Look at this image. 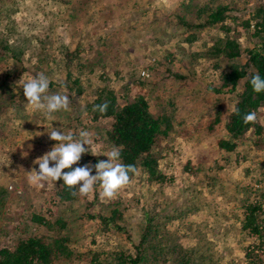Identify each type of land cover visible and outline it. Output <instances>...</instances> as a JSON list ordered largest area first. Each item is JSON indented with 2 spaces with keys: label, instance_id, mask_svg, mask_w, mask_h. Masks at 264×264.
Wrapping results in <instances>:
<instances>
[{
  "label": "rangeland",
  "instance_id": "rangeland-1",
  "mask_svg": "<svg viewBox=\"0 0 264 264\" xmlns=\"http://www.w3.org/2000/svg\"><path fill=\"white\" fill-rule=\"evenodd\" d=\"M263 2L0 0V32L9 33L7 37L11 40L20 35L21 40L16 38L11 45L23 51L19 61L7 59L2 66L14 72L19 71L17 66L24 68L17 78L16 75L6 78L10 88L6 95H14V106L4 110L11 103L6 101L0 112V248H12L32 235L51 237L59 227L78 257L51 264H90V261L115 264L116 261L106 260L111 257L109 252L115 249L135 253L130 241L139 245L142 234L146 238L142 245L145 250L141 251L150 259L144 264H264V244L259 245L260 239L246 236L236 226L225 227L223 237L217 235L227 215L231 221L240 217V212L228 210L236 196L231 192L217 198L218 189L215 190L213 182V189L209 190L211 200L206 197L202 200L196 194L195 180L193 190L185 184L189 179L184 177V163L189 155L202 163L215 157L218 164L220 156L233 158L235 152L221 153L213 144L218 131L201 138L210 146L206 151L198 147L201 142L196 137L202 135L199 131L189 134V139L173 133L159 137L153 152L164 173V183L148 182L137 169L130 183L110 199L101 196L99 182L88 195H80L77 186V195L70 201H62L58 195L59 181L33 184L29 179V172L34 168L39 171L34 161L57 143L48 135L53 128L71 132L75 139L82 130L91 133L93 144L73 169L92 164L94 159L96 164L107 161V153L114 148L107 138L111 119L90 121L84 114L85 103L102 88L113 90L120 103L141 94L153 115L174 111L189 129L197 121H205L202 115L213 108L215 96L204 94V86L216 80L219 70L214 68L215 63H220V69L227 65L226 61L205 55L206 48L225 34L235 38L242 48L252 45L253 27L247 28L245 21ZM217 6L227 7L225 18L198 26L206 19V9ZM39 73L49 79L48 94L60 93L70 98L69 110L49 115L28 104L20 84ZM231 96L224 95L226 100ZM262 109L257 113L260 124H264ZM178 125L176 128L183 127ZM239 153L247 154L245 165L264 161L255 160L252 152ZM167 158L172 161L171 167ZM198 172L201 170H195L193 176L200 175ZM95 174L94 168L92 175ZM260 185L264 183L254 188H262ZM243 197L245 203L251 202ZM204 202L213 206V210L207 212L206 206L199 208ZM261 203L263 212L259 221L264 233V197ZM84 211L105 217L115 211L118 216L113 217V223L124 229L113 231L102 227L99 232L100 220L82 215ZM241 214L243 218L244 212ZM32 216L44 217L51 227L35 222ZM249 250L258 256L251 259L246 254Z\"/></svg>",
  "mask_w": 264,
  "mask_h": 264
},
{
  "label": "trees",
  "instance_id": "trees-1",
  "mask_svg": "<svg viewBox=\"0 0 264 264\" xmlns=\"http://www.w3.org/2000/svg\"><path fill=\"white\" fill-rule=\"evenodd\" d=\"M206 10V19L198 26L221 22L225 18L224 12L228 9L226 6H217ZM251 25L253 27V37L255 38L252 45L242 48L235 38L225 34L214 39L212 44L206 48L205 55L226 61L227 65L220 69L219 62L214 64V68L219 70L216 80L214 83L205 85L203 90L204 94L212 93L215 96L213 108L208 109L202 115L205 121H197L190 129L184 124L185 120L183 118L179 119L174 111L157 116L153 115L149 111L147 100L141 94H136L130 101L120 103L119 96L113 90L102 88L93 99L85 103L84 114L88 120L111 119L110 126L107 129V138L113 147L120 150L119 162L134 165L137 169H140L148 182L162 184L165 177L160 169L159 160L153 152V145L159 137L167 136L169 133L186 136L189 139L187 137L189 134L199 131L202 132V135L196 138L201 141L202 137L214 135L218 131L219 134L214 137V144L218 150L238 153L236 151H260L264 149V124H260L258 120L256 123L250 124L243 122L244 114L251 111L258 113L260 107L264 106V92H254L250 82L256 74L264 78V2L257 5L251 18L245 21L247 28H250ZM8 35L9 33L0 32V66L7 59L19 61L18 57L23 52L18 47L11 45L16 41V38L21 40L20 35L16 36L14 40L8 38ZM10 40L11 43H9ZM17 67L19 69L17 72L9 69L6 65L0 67V112L6 101L11 103L5 105L4 110L14 106V95H6L10 90L6 78L15 75V78L20 76L24 68L23 66ZM22 85L20 84L19 88H23ZM13 88L15 89V87ZM77 92H80V88ZM226 94L232 95L229 100L225 99L224 95ZM105 102L109 105L106 113L101 114L99 111L93 110L95 105ZM173 103L172 101L171 104ZM173 122H178L176 125L179 124L183 127L181 129H179L180 127L176 128ZM95 160L97 159L92 160L93 166L96 164ZM70 170L67 169V172ZM130 176L132 178L134 174L130 173ZM59 182L61 186L58 190L60 200H72L75 187H67L63 184L62 179ZM260 195L264 197V194ZM244 208L242 228L251 237L260 239L259 245H263V226L259 221L261 220L260 214L263 212L262 203L260 201L258 203H245ZM82 215L93 219L98 218L100 220L99 232H101L102 227L113 231L124 229L113 223V217L118 216L115 211L110 217L88 211H84ZM32 220L48 228L51 227L50 221L44 219V217L32 216ZM56 222L59 223V220H56ZM53 233L51 237L45 235L28 236L19 240L12 248H0V264H51L57 260L67 261L70 258L78 257L69 246L67 235L59 231V227L57 230H53ZM145 238L146 235L142 234L139 245H135L130 241L135 253H126L114 249L109 252L111 257L106 260L116 261L115 264H144L146 261H150L141 251L145 250L142 246ZM247 252V256L251 259L258 256L253 250ZM93 259L96 260L95 256ZM94 262L90 261V264H94Z\"/></svg>",
  "mask_w": 264,
  "mask_h": 264
},
{
  "label": "clouds",
  "instance_id": "clouds-1",
  "mask_svg": "<svg viewBox=\"0 0 264 264\" xmlns=\"http://www.w3.org/2000/svg\"><path fill=\"white\" fill-rule=\"evenodd\" d=\"M250 82L254 92H264V78H261L259 74L254 75ZM22 87L28 104L46 111L49 115L61 110H69L70 98L60 93L48 94L49 79L42 73L23 83ZM108 106V103L105 102L95 105L93 110L104 114L107 112ZM257 120L256 111L248 112L243 116L245 124L256 123ZM48 135L51 140L57 143L51 151L34 161L35 164L39 165V171L34 168L29 172V179L33 184L62 179L63 184L67 187L78 186L80 195H88L93 191L94 185L99 182L102 189L101 196L110 199L121 188L130 183V173L135 174L137 172L134 165L118 162L121 153L116 147L107 153V161H99L94 166L88 164L73 169L72 166L81 160L82 155L89 152L93 144L91 133L82 130L79 133V138L75 139L73 133H64L61 129L53 128ZM85 145L88 147L86 148ZM93 167L95 168V175H92ZM65 169L71 170L65 172ZM72 195H77V193L74 191Z\"/></svg>",
  "mask_w": 264,
  "mask_h": 264
},
{
  "label": "crops",
  "instance_id": "crops-1",
  "mask_svg": "<svg viewBox=\"0 0 264 264\" xmlns=\"http://www.w3.org/2000/svg\"><path fill=\"white\" fill-rule=\"evenodd\" d=\"M262 107H260L259 111L261 110ZM199 142L201 143L199 144L198 147L202 146L203 148H205L203 149L201 147L203 151L204 150L206 151V148H210V146L204 141H199ZM218 151L222 153L224 150H218ZM260 151L259 150L258 151H248V153L252 152V154L255 157V160L259 158L264 159V153ZM189 152L190 150L188 151V153ZM236 152L238 153H232L233 158L230 157L229 159H226V158L222 159V156H220V158L217 159L218 164L215 163V157L206 159L205 161L206 163L204 162L205 163L204 164L201 161H196L194 156L192 157V155H189L190 157H187L184 164H186V169L190 172H188L186 169L183 168L185 176L183 175V173H181L185 177V179H189V182L185 184L189 185L191 190L194 189L193 180H195V189L197 190L196 194L201 195L202 200L205 197L207 198V200L208 199L211 200L212 194L211 196H209V190L213 189L212 188L214 186L212 184L213 182H216L215 190L218 189L217 193L219 197L217 198H221L226 193L231 194V192H232V195L236 196L231 199L230 202H233V203L230 204V207L228 210H230L229 212H240V217L237 218L238 220L236 221H231L230 217H228L227 215L226 219L225 220L223 219L222 220L223 222L220 223L221 228L217 230V235H219V237H223L224 236L223 229L225 227L227 228L230 226L232 228H235L236 226V228L242 231L246 236L250 235L246 230L242 228L244 217L242 218L241 212L245 211V208H244L245 201L242 200V197L245 196L243 198H249V200H251L252 203H255V202L258 203L259 201L261 202L262 196L260 194H264V185H260L262 188L257 189L258 184L264 183V167H263L264 161L261 162V159H260V161L257 160L255 162H251L245 165L246 164L245 159H246L247 154H245L246 156L245 155L240 156L241 155L239 153L240 151H236ZM243 152H246V151H243ZM167 160H168L167 163L170 164L169 167H171L172 163H169V162H172L171 159L167 158ZM194 161L195 163H193ZM262 167L263 169L262 171H260ZM198 169L201 170V172H198L200 173V175L197 174L199 177L198 176L194 177L193 173L195 172V170H198ZM254 186H257V188H254ZM256 190H259V192L256 193L255 192ZM205 203L206 202L203 203L204 205L203 204L200 205L199 208L203 209V207L206 206L205 210H207V212H209L210 210H213V206L210 207L209 205H205ZM213 203H214V200H213ZM219 215L220 213H218V216ZM207 225L209 226V224Z\"/></svg>",
  "mask_w": 264,
  "mask_h": 264
},
{
  "label": "built area",
  "instance_id": "built-area-1",
  "mask_svg": "<svg viewBox=\"0 0 264 264\" xmlns=\"http://www.w3.org/2000/svg\"><path fill=\"white\" fill-rule=\"evenodd\" d=\"M142 74H145V72H144V71H142Z\"/></svg>",
  "mask_w": 264,
  "mask_h": 264
}]
</instances>
